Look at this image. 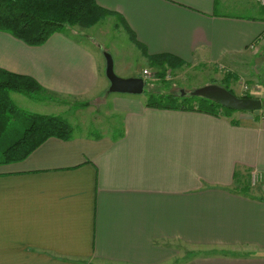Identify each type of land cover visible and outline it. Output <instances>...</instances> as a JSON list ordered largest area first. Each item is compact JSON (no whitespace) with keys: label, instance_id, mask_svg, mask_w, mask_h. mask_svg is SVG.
Instances as JSON below:
<instances>
[{"label":"crops","instance_id":"0c3cea01","mask_svg":"<svg viewBox=\"0 0 264 264\" xmlns=\"http://www.w3.org/2000/svg\"><path fill=\"white\" fill-rule=\"evenodd\" d=\"M96 1L148 61L241 58L263 83L247 92H263L258 0ZM242 7L249 13L233 11ZM76 40L58 32L31 46L0 30V67L33 76L56 108L60 98L90 102L106 64ZM130 95L115 101L120 136L75 129L0 164V264H264L263 115L159 108ZM254 170L263 174L255 187ZM237 173H248L250 192L237 189Z\"/></svg>","mask_w":264,"mask_h":264},{"label":"trees","instance_id":"16d2710c","mask_svg":"<svg viewBox=\"0 0 264 264\" xmlns=\"http://www.w3.org/2000/svg\"><path fill=\"white\" fill-rule=\"evenodd\" d=\"M110 15H115V12L101 6L96 0H0V30L31 46L44 44L53 34L64 33L67 27H91ZM130 37L134 39L131 31ZM150 61L158 66L167 65L168 68L186 63L171 54L153 55ZM225 87L234 92L228 85ZM42 91L43 86L33 76L0 67V164L25 159L50 137L69 140L74 136V125L63 115L25 111L11 97V92L35 97ZM191 91L151 92L147 105L225 116L235 112L209 98L192 95ZM239 96L255 97L250 92ZM121 134L119 131L113 136L115 138ZM236 181L238 190L245 193L251 191L248 173H237Z\"/></svg>","mask_w":264,"mask_h":264},{"label":"rangeland","instance_id":"374dc122","mask_svg":"<svg viewBox=\"0 0 264 264\" xmlns=\"http://www.w3.org/2000/svg\"><path fill=\"white\" fill-rule=\"evenodd\" d=\"M244 8H241L243 9L242 11L240 9L233 11L248 14L249 12L244 11ZM218 10L222 11V7H219ZM63 34L71 39H77V43L84 44L91 50L98 52L102 59L103 68L106 64L105 52H109L114 58V68L119 76L127 77L126 75L130 73H135L136 75L142 73V75L147 77L149 83L146 84L145 91L141 94L130 95L140 99H147L151 92L157 94L171 91L181 93L201 87L197 85L203 86L212 83H217L224 87L228 85L239 96L253 87L250 82H253V84L258 82L256 73L253 70L244 71L245 69L242 65L244 60L241 58H237V62L231 64L226 62V60L215 64L189 65L185 63L173 68H168L167 65H155L143 57L139 48L130 40L129 33L125 31L122 23L115 16H108L91 27L82 28L77 25L67 27ZM99 43L103 48L98 45ZM261 69L264 75V67L262 66ZM105 80L106 85L104 82L101 85L102 87H99L97 95L94 97L95 99L87 103L79 102V100L75 101L72 98H60L64 102L60 103L59 108H56V98L45 92V90L41 92L42 94L35 97L19 92H11V97L17 106L25 111L63 115L74 125L77 133L105 132L113 134L119 132L120 125L123 123V114L121 110H115V101L123 103L124 96L129 94L109 92L110 81L108 78ZM247 87L248 89H246ZM258 97L263 100V107L260 111L254 112H260L263 115L262 120H264V90ZM22 129L23 126H21ZM253 186L255 187L256 185ZM184 249L187 251L192 248L186 247Z\"/></svg>","mask_w":264,"mask_h":264},{"label":"water","instance_id":"95a60500","mask_svg":"<svg viewBox=\"0 0 264 264\" xmlns=\"http://www.w3.org/2000/svg\"><path fill=\"white\" fill-rule=\"evenodd\" d=\"M106 75L110 81L109 92L141 94L145 91L146 80L140 76L121 77L114 68V58L105 52ZM192 95L209 98L235 111H256L263 107V101L255 97H241L217 83L207 84L191 91Z\"/></svg>","mask_w":264,"mask_h":264},{"label":"built area","instance_id":"2783aa9c","mask_svg":"<svg viewBox=\"0 0 264 264\" xmlns=\"http://www.w3.org/2000/svg\"><path fill=\"white\" fill-rule=\"evenodd\" d=\"M258 1L260 3H262V4H264V0H258ZM246 89H248V87ZM251 180H252L253 185H257L260 182H262V180H263V174L260 171H258V170H254L252 172V174H251Z\"/></svg>","mask_w":264,"mask_h":264}]
</instances>
